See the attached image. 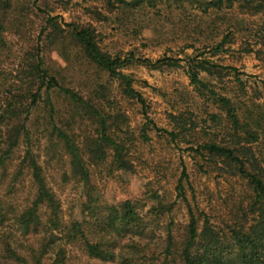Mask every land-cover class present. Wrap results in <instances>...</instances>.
I'll use <instances>...</instances> for the list:
<instances>
[{"label": "rangeland", "instance_id": "1", "mask_svg": "<svg viewBox=\"0 0 264 264\" xmlns=\"http://www.w3.org/2000/svg\"><path fill=\"white\" fill-rule=\"evenodd\" d=\"M38 2L42 10L57 18L62 27L72 23L84 27L92 25L100 48L113 57L124 59L133 55L154 62L171 58L180 64L175 68L152 70L133 62L123 70L134 78V88L146 100V117L137 100L124 96L120 81L91 63L72 38L69 37L57 50L48 49L46 37L42 43L46 66L62 86L82 95L104 115L122 116L116 118L114 131L119 128L122 138L129 137L134 170L115 171L109 175V163L92 169V183L100 209L105 211L106 207H120L130 201L137 212L146 217L148 225L144 238L129 233L119 239L121 244L142 241L147 254L155 253L161 260L160 253L171 224L178 244L183 241L190 223L189 206L200 219L201 229L205 220H209L216 231L229 235L230 227L250 222L253 218V192L248 182L233 175L229 168L205 160L191 150L189 142L201 139L204 134L196 136L193 131L180 135L174 142L163 131H179L182 122L176 121L174 116L182 114L195 124L197 132H220L223 128L222 118H213L221 112L209 98V93H201L191 84L188 75L190 60H207L218 66L213 75L201 72V79L218 94L231 98L243 118H261L264 124V55L244 52L248 46L256 51L261 48L264 15L252 17L247 14V6L239 3L233 7L225 4L216 8L207 0H144L138 6L118 7L113 14L109 13L103 0H70L68 4L59 0ZM47 14H40L41 18L35 20V34L46 26ZM228 34L230 43L223 51H217ZM61 48H64L66 57H63ZM99 94H105L107 99ZM51 97L56 106L54 123L47 112V95L44 94L40 108L31 116L29 129L34 140L40 141L37 145L41 146L48 182L62 203L64 221L70 223L75 218L85 217L83 187L75 179L70 158L62 146L58 152L63 154L60 157L45 150L53 124L80 136V141L94 135L99 124L59 90H53ZM148 118L159 130L149 123ZM144 130L149 141L142 136ZM254 151L264 164V137L261 144L254 146ZM183 162L189 176L184 181L187 201L179 198L176 189L182 177ZM30 186L27 182L19 197L21 200L26 197ZM160 202L166 207L173 204L172 213L166 212L161 217L151 214L150 211ZM85 215L89 217L90 211ZM224 242L228 244L226 239ZM138 263L150 264L146 260ZM68 264L103 263L90 258L79 247H73Z\"/></svg>", "mask_w": 264, "mask_h": 264}, {"label": "trees", "instance_id": "2", "mask_svg": "<svg viewBox=\"0 0 264 264\" xmlns=\"http://www.w3.org/2000/svg\"><path fill=\"white\" fill-rule=\"evenodd\" d=\"M59 1L68 4L70 0ZM103 1L109 13L113 14L118 7L124 9L127 6H138L144 0ZM207 1L216 8H222L225 4L233 7L239 3L247 6V14L252 17L264 15V0ZM43 13L47 14L38 0H0V264H68L73 247H79L90 258L103 264H136L141 260L150 264H264V164L254 151V146L263 141L264 124L261 118H243L231 98L218 94L201 79V72L213 75V70L218 66L207 60H190L188 75L191 84L201 93L208 92L209 98L220 110L221 115H214L213 118H222V130L197 132L195 124H191L189 117L182 114L174 116L176 121L182 122L179 131L163 132L174 142L180 135L193 131L196 136L204 134L201 139L189 142L192 144L191 150L205 160L229 168L233 175L248 182L253 192V218L248 223L230 227L229 235L222 234L215 230L209 220H205L201 229L200 219L189 206L190 223L183 241L178 244L171 224L160 253L163 258L160 260L161 257L155 253L151 256L147 254V247L142 241L134 240L124 245L119 241L129 233L141 239L145 236L148 225L146 217L137 212L133 203L126 201L120 207L110 206L104 211L99 208V200L95 198L92 183L94 167L109 163V175L115 171L134 170L129 137L122 138L119 128L114 131L117 127L114 125L115 120L120 119L121 114L115 118L104 115L82 95L62 86L46 66L42 43L46 37L48 49L57 50L69 37L72 38L91 63L120 81L124 96L137 100L146 117V100L134 88V78L123 70L133 62L152 70L175 68L180 64L171 58L154 62L150 59H137L133 55L124 59L113 57L100 48L98 35L92 25L84 27L72 23L62 27L57 18L48 14L46 26L35 34V20L41 18L40 14ZM98 16L103 18L102 14ZM230 37L228 34L216 50L223 51L230 43ZM260 45L258 51L248 46L244 52H256L263 56L264 41ZM64 48H61L62 55L66 57ZM53 90H59L70 97L79 109H84L86 115L99 124L96 133L86 136L83 141L75 133H69L53 124L45 150L60 157L63 154L58 152L62 146L70 158L75 179L83 187L85 217L75 218L70 223L64 221L62 203L48 182L41 146L37 145L40 141H35L29 129L31 116L40 108L44 94L47 95V112L54 123L56 106L51 97ZM99 95L107 99L105 94ZM148 121L158 129L149 118ZM142 136L145 141H149L145 130ZM188 177L183 162L182 177L176 189L179 198L185 201L184 181ZM27 182H30L31 188L21 200L19 197ZM173 208V204L166 207L160 202L150 213L161 217L166 212L172 213ZM87 211H90L89 217L85 215ZM225 239L228 244L224 242Z\"/></svg>", "mask_w": 264, "mask_h": 264}]
</instances>
